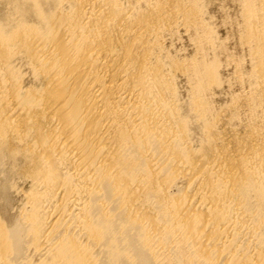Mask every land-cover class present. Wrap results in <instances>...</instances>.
<instances>
[{
    "label": "bare ground",
    "instance_id": "obj_1",
    "mask_svg": "<svg viewBox=\"0 0 264 264\" xmlns=\"http://www.w3.org/2000/svg\"><path fill=\"white\" fill-rule=\"evenodd\" d=\"M197 1L0 0V264H264V0H237L248 70ZM218 47L241 127L205 96Z\"/></svg>",
    "mask_w": 264,
    "mask_h": 264
},
{
    "label": "rangeland",
    "instance_id": "obj_2",
    "mask_svg": "<svg viewBox=\"0 0 264 264\" xmlns=\"http://www.w3.org/2000/svg\"><path fill=\"white\" fill-rule=\"evenodd\" d=\"M196 3H198L199 6L202 3V6L204 5L203 7H206L205 9H203V8L201 9L199 7L200 8V11L198 10V12H199L198 15H199L200 18L202 16H203L202 18H206L207 19V22L209 21L208 23L211 24L210 26L214 29V33H215V36H216L215 37L216 38V44H218V43L225 44V45H222V47H224V46L227 47V50L229 48L230 49L229 50V53H231V55L232 54L233 55L236 54L235 55L236 58L234 59L235 61H236V59L238 61L240 59H242V60L244 59L242 62H241V60L239 62H241L242 63L241 65H243V66H241L242 69L243 68H246L248 70L249 69L248 67H249V64H250V58H249L248 54L246 53L247 51L244 50L245 49V46L243 45V42L241 41V34H242V31H244V28H245V27H243V19H242L243 16L241 15V14H243V12H242V8H240L241 7V4L238 3L237 0H199ZM201 11H203V13H201ZM182 19H183V17L180 20H178V23H176V25H174V31H172L169 34L168 33L166 34L167 37L165 36L166 39L164 40V42L165 41L166 42L164 44H166L167 49L170 48V50L172 51V53H173L174 56L177 55L176 57H179L180 58L181 55L183 57V56H185V54L186 55H189L191 57H196V55L199 53L197 51V50H199V47H198V44L199 43H196L195 42V40H194L195 39L194 34H196L198 30L193 25H191V23H189V22H187V24L184 23ZM240 22H242V23H240ZM185 26H186V28H185ZM192 36H193V38H192ZM220 41H222L224 43H222ZM177 50H178V52H176ZM207 50H209V46H208V49ZM243 50L246 51V52H244ZM216 51H215V53H218V55L216 54L217 57L216 56L215 57L218 58V59H220L219 60V65H218V67H219V70L218 71H219L221 80L218 83H215V84L211 85L212 87L209 86L211 89L210 88L207 89V92H206L205 96H208L207 97V100L209 99V101H211L210 103L213 104V105H215V106H213V105L212 106L214 107V109L216 110V112H221V113L226 112V114L228 112H231V113L232 112H236L234 110L235 106L233 105V101L235 102V99H233V101H230V100L232 98H234L235 96L238 97L239 95H241V94L235 93V92H238V90L240 91L239 93H243L245 91L246 94H248V92L250 91V89L249 90L247 89V88H249L248 87L249 85L247 83V78L244 75L245 76L244 78H245L246 81H243L244 79L240 76V78L243 79V80L241 79L240 81H243L245 84L244 83L242 84L239 80L237 82V79L236 78L240 79L239 78V75H241V74H238L237 71H236V70H238L236 68H239V67L236 66L237 63H234V60H233V63L231 62V60L233 59L232 57H234V56L232 55L231 56L232 59L231 58L228 59L229 60V62H228V60L226 59V56H225V55H227V52L226 51H225L226 53H224V50H222L221 47H218ZM241 51H243L244 53H242ZM194 52H196L195 55H194ZM243 55H245L244 58H243ZM240 56H241V58H239ZM245 61L247 63H249V64L244 63ZM227 63L229 65L230 64L231 65L230 66L229 65L227 66L226 65ZM225 65L227 66V68L225 67ZM234 67H236V68H234ZM246 69L243 70L245 73H246ZM233 70H235L236 72H234ZM176 75H177V83H178L179 91H180V93H182L181 96L183 95V97H181V96L180 97H181V99L183 98L182 101H184V103L187 104V98H188V94L190 92V86H189L190 84L188 83V80L186 79V76L183 75V73H181L180 70H177ZM230 77H231V79H230ZM228 78H229V80H228ZM227 81H229L228 83L231 82L230 84H228V86H226L227 85L226 84ZM217 84L218 85L220 84L221 86L220 85L218 86ZM239 84L242 85V86H240ZM231 85H232V87L229 89V87ZM208 90H210V91H208ZM211 90H214V91H211ZM242 90H243V92H242ZM233 92L235 93V96L233 95V97L230 98L232 96L231 93H233ZM225 94H227V96ZM242 95H245V94H242ZM225 103H226L227 106H225L223 108V105H225ZM242 107H240L241 109L238 107L239 110H238V112H236V115H239V116H240V114L243 115V116L241 115V120H238V119H240V117L238 118V116L233 117L234 119L236 118L234 120V125L236 127H237V125H239L241 127L242 125H245L246 122H248V121L251 122V118H252V117L250 118V116H252V113H250V110L251 109H249L248 106H242ZM258 110L260 111V109H258ZM244 111H246V112H244ZM259 111H257V113H260ZM245 113H247V114H245ZM242 120L245 121V124H244V122ZM240 121H241V123H240ZM238 122H239V124H238ZM250 122H248V124ZM17 183H18V186L23 187V188L25 187V190L26 189H29L28 188L29 185L27 183H23L22 180H21V182H20V180H17ZM22 199H23V195L22 194L15 193L14 192L13 202H12L13 206L11 208V213L12 214H17L18 213V211H19V209H20V207L22 205V202H23ZM19 200H21V202ZM16 205H17V207H15Z\"/></svg>",
    "mask_w": 264,
    "mask_h": 264
}]
</instances>
